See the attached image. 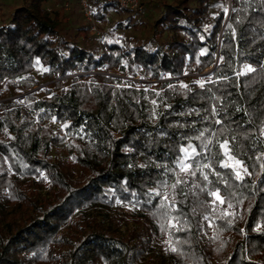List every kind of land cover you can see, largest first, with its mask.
Masks as SVG:
<instances>
[{
    "label": "trees",
    "instance_id": "obj_1",
    "mask_svg": "<svg viewBox=\"0 0 264 264\" xmlns=\"http://www.w3.org/2000/svg\"><path fill=\"white\" fill-rule=\"evenodd\" d=\"M59 1L0 0V264H264V0Z\"/></svg>",
    "mask_w": 264,
    "mask_h": 264
},
{
    "label": "snow or ice",
    "instance_id": "obj_2",
    "mask_svg": "<svg viewBox=\"0 0 264 264\" xmlns=\"http://www.w3.org/2000/svg\"><path fill=\"white\" fill-rule=\"evenodd\" d=\"M227 11V10H225ZM45 71H47V69H45ZM245 71L247 72H252L254 71V69H252L251 67H247L245 69ZM243 74V73H240ZM198 83L200 84L201 87L204 86V82L203 81H198ZM183 87H187V85H183ZM55 119V118H53ZM217 123H219V121H217ZM64 127H68L67 125H65ZM220 148L223 150L224 152V156L226 157V159L221 163V167L223 168H231L233 169V173L235 175V178L237 180H244L245 175H251L250 172H248V170L246 168L243 167V161L236 159L234 156L231 155V149L229 148V144L228 141L225 140L222 144H220ZM185 159L194 156V155H199V153H196L195 149L192 150V152L190 153L189 150L187 148L182 149ZM234 161V162H233ZM203 167H211L210 165H204ZM191 168L190 164H186L185 161H180L179 162V169L181 172H187L189 169ZM202 170V169H201ZM241 170L243 171V175L241 174ZM195 172H192V175H195ZM217 175V177H219V173H215ZM205 180H208V176L205 175L204 176ZM181 181H177V183H180ZM225 184L227 183L226 181L224 182ZM173 187H175V185H173ZM208 195L214 197L212 203L215 205L217 201H219V203L223 204L225 203V200L221 197L219 190L217 189V191L215 192H209ZM168 197L165 196L164 197V201L167 202ZM166 207V203H162L161 204V208ZM229 207H231V205H229ZM164 215H167V212L163 213ZM229 215H231L229 213ZM172 251H176L175 248H172Z\"/></svg>",
    "mask_w": 264,
    "mask_h": 264
},
{
    "label": "built area",
    "instance_id": "obj_3",
    "mask_svg": "<svg viewBox=\"0 0 264 264\" xmlns=\"http://www.w3.org/2000/svg\"><path fill=\"white\" fill-rule=\"evenodd\" d=\"M73 1L74 0H63L62 6L66 10H70L72 8ZM76 1L79 4L84 16L89 21L91 31L96 34H100L101 30L99 24L101 25L103 22L98 21L93 15V10L90 5V0H76ZM110 1H114L122 7L133 9L139 13H144L145 11L141 0H110ZM141 84L142 83H140L139 85Z\"/></svg>",
    "mask_w": 264,
    "mask_h": 264
},
{
    "label": "rangeland",
    "instance_id": "obj_4",
    "mask_svg": "<svg viewBox=\"0 0 264 264\" xmlns=\"http://www.w3.org/2000/svg\"><path fill=\"white\" fill-rule=\"evenodd\" d=\"M74 1H76V0H74ZM57 4V6L58 7H61V8H63L66 12H68L69 10H66L64 7H62V2H58V3H56ZM143 4V3H142ZM143 7H144V13H140V14H145V12H146V9H145V6H144V4H143ZM84 16V15H83ZM116 15L115 14H113V15H111V20H110V23L109 24H105V23H102L101 25L99 24V27H100V30H101V33H103V32H105V31H108L109 29H110V26L111 25H113V23H114V21L116 20ZM68 20H69V18H68ZM70 20H72V18L70 19ZM84 20H85V22H89L87 19H86V17L84 18ZM81 22H83V20L81 19L80 20ZM73 24H76V23H73ZM70 27L72 26V25H69ZM100 33V34H101ZM90 34H96V33H94V32H92L91 31V33ZM134 79V81L137 83V84H140V83H144L146 80L145 79H143L142 78V76L141 75H139V76H137V77H135V78H133Z\"/></svg>",
    "mask_w": 264,
    "mask_h": 264
},
{
    "label": "water",
    "instance_id": "obj_5",
    "mask_svg": "<svg viewBox=\"0 0 264 264\" xmlns=\"http://www.w3.org/2000/svg\"><path fill=\"white\" fill-rule=\"evenodd\" d=\"M229 3L231 4V0H229ZM214 68V67H213ZM212 68V69H213ZM212 69L211 70H209V71H207V72H205V73H209L210 71H212Z\"/></svg>",
    "mask_w": 264,
    "mask_h": 264
}]
</instances>
